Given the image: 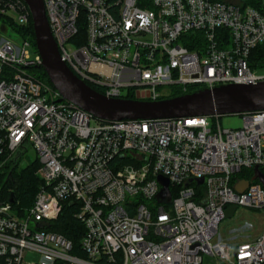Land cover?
I'll list each match as a JSON object with an SVG mask.
<instances>
[{
  "label": "built area",
  "instance_id": "obj_1",
  "mask_svg": "<svg viewBox=\"0 0 264 264\" xmlns=\"http://www.w3.org/2000/svg\"><path fill=\"white\" fill-rule=\"evenodd\" d=\"M247 2L43 0L61 57L79 78L107 97L152 101L264 80L251 63L264 45V0ZM0 16L22 41L0 39V171L34 150L28 163L39 177L28 207L0 195V264H202L204 255L264 264V226L256 237L243 235L251 224L219 233L230 206L264 212V109L239 114V128H223L218 115L96 118L57 101L58 91L30 72L41 58L16 29L32 22L27 3L0 0ZM82 23L86 40L76 45ZM159 176L170 200L159 195ZM241 180L248 185L238 192ZM67 201L85 227L81 255L47 229Z\"/></svg>",
  "mask_w": 264,
  "mask_h": 264
},
{
  "label": "water",
  "instance_id": "obj_2",
  "mask_svg": "<svg viewBox=\"0 0 264 264\" xmlns=\"http://www.w3.org/2000/svg\"><path fill=\"white\" fill-rule=\"evenodd\" d=\"M31 12L34 41L41 58L39 68L46 73L60 97L68 100L104 120L153 119L184 116H221L241 114L264 109V80L256 83L227 84L203 88L192 93L160 100L107 97L79 78L62 59L58 45L51 33L43 0H24ZM262 177L256 169L255 177ZM162 185L160 197L171 199L169 180L159 176ZM201 183L203 179H198ZM248 181H239L235 188L242 192ZM237 206L226 209L225 216H233Z\"/></svg>",
  "mask_w": 264,
  "mask_h": 264
},
{
  "label": "trees",
  "instance_id": "obj_3",
  "mask_svg": "<svg viewBox=\"0 0 264 264\" xmlns=\"http://www.w3.org/2000/svg\"><path fill=\"white\" fill-rule=\"evenodd\" d=\"M149 1V0H147ZM249 4L255 5V0H248ZM17 31L21 32L24 37H28L31 41L32 46L35 48V39L32 22L25 28H16ZM86 40V29L85 25L82 23L79 25V33L77 36L73 37L71 41L76 45H81L85 43ZM251 63L252 65H262L264 64V45H259L253 49L251 53ZM33 69H39L34 67ZM40 74L36 77L44 81L49 86L53 87L50 83L46 73L41 68ZM96 90H100L95 84L87 82ZM180 92H175L174 96L179 95ZM128 98L134 99V94L127 96ZM37 169V163H31L27 166L19 168H13L11 170L3 169L0 172V195L5 196L9 193H14L16 197L22 199L23 207H28L33 200L39 183V177L35 174ZM244 171V170H243ZM13 189V191H9ZM174 193V191H173ZM78 209L75 202L67 201L64 203L60 215L56 220L51 222L47 229L59 234H62L64 237L70 239L75 248V253L83 254L81 250V240L85 234V227L76 217Z\"/></svg>",
  "mask_w": 264,
  "mask_h": 264
},
{
  "label": "rangeland",
  "instance_id": "obj_4",
  "mask_svg": "<svg viewBox=\"0 0 264 264\" xmlns=\"http://www.w3.org/2000/svg\"><path fill=\"white\" fill-rule=\"evenodd\" d=\"M10 27H14L13 22L6 17L0 16V39L4 38L6 40L7 39L11 40L14 44L21 46L22 41L20 36L16 34ZM31 45H26L25 50H27L30 56L33 58L36 56L37 51L36 48H34ZM40 69L41 68H39L38 70L32 68L30 72L33 75L37 76L38 74H40L39 71ZM254 71L258 75L264 76V64L255 66ZM219 121L223 128H239L242 125V118L239 114L221 115ZM36 157H37L36 152L34 150H30L28 156L29 159L24 160L22 158L20 159V161L17 162V164H13L11 166L9 165L4 169H6V171L11 170L13 168L19 170V168L21 169L22 167L27 166L29 164L28 163L29 160H35ZM247 224H251L252 227L249 230L244 231L243 235L248 234L251 237L258 236L263 230L264 212L253 210L248 207L240 206L237 208L233 216L225 217L224 219L221 220L219 224V233L222 235L223 238H229L231 234L235 233L234 231L239 230L240 228L244 227ZM26 260L30 262H34L37 260V256L28 255ZM202 264H224V263L216 258L204 255Z\"/></svg>",
  "mask_w": 264,
  "mask_h": 264
}]
</instances>
